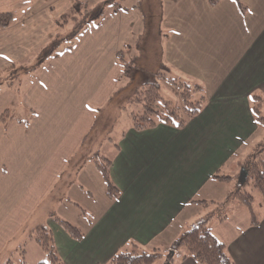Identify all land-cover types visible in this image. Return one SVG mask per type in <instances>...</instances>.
<instances>
[{"label": "crops", "instance_id": "obj_1", "mask_svg": "<svg viewBox=\"0 0 264 264\" xmlns=\"http://www.w3.org/2000/svg\"><path fill=\"white\" fill-rule=\"evenodd\" d=\"M72 1L32 0L14 24L32 32L41 28L32 36L36 42L46 33L49 39L59 29L57 17ZM240 1L244 12L234 0L215 5L166 1L163 66L175 71L176 79L200 83L206 102L182 126L161 122L135 129L129 123L111 140L112 149L102 155L111 159L109 177L119 193L109 198L101 187L103 205L85 226L83 199L93 197L88 182L99 185L94 156L101 151L84 156L81 149L95 129L97 113L117 89L118 53L126 59L139 13L127 5L107 12L99 23L72 36L71 49L49 56L24 90H0V115L16 97L22 114L0 122V263L14 244L25 246V263L44 259L45 252L33 239L35 244L27 243L23 232L45 223L64 264H102L132 243L161 251L160 264H200L185 249L172 251L171 246L201 216L200 200H225L231 184L213 174H235L241 157L264 136L251 110V97L257 94L264 113V0ZM16 38L10 45L18 43ZM105 138L109 142L110 136ZM84 171L86 178L80 177ZM217 182L227 184L220 188ZM66 190L74 199H55ZM229 205L224 219H211V231L236 264H264L263 206L258 222L251 224L248 209L236 201ZM53 213L84 228L82 237H72Z\"/></svg>", "mask_w": 264, "mask_h": 264}, {"label": "trees", "instance_id": "obj_2", "mask_svg": "<svg viewBox=\"0 0 264 264\" xmlns=\"http://www.w3.org/2000/svg\"><path fill=\"white\" fill-rule=\"evenodd\" d=\"M218 1L219 0H208V3L210 5H215ZM234 1L242 12L246 10L245 4L240 0ZM113 3L115 4L112 8L113 11L121 7L118 2L113 1ZM133 7L141 10V2L137 1L133 4ZM106 13L107 12H104L103 6L100 3L90 5L85 0H73L66 12L62 13L56 21L58 25L72 21L74 35L84 31L85 23L89 20L94 21V24L95 22L99 23ZM12 20L13 14L10 11L0 12V25L5 26ZM57 39V36L54 35L44 46V48L47 47L45 49L47 57L56 46ZM71 46L72 43L64 46V48L71 49ZM118 55L122 61L120 78L123 72L125 73L127 68L131 66V62H125L122 51H120ZM9 68L11 67L9 66ZM160 74L163 80L173 85L172 87L178 96V100L171 101L163 98L159 92L158 83L148 82L137 86L127 97L128 101L135 106V108L131 110V126L135 129L152 127L161 122L182 126L187 118L198 114L206 102L203 87L195 79L189 78L179 80L167 76L166 72ZM251 98V110L255 120L259 125L264 127V116L260 111V101L263 98L257 94L252 95ZM8 116H10L9 110L5 109L0 115V122H4ZM94 159L95 165L105 182V193L109 198H115L119 190L109 177L111 159L103 155L94 156ZM237 165L239 166V171L235 174H224L220 172V170H217L213 174L215 179L231 184V188L225 200L222 202L200 200L205 212L175 240L171 246L172 251L183 248L186 253L190 254L200 264H236L228 255L224 242L213 234L207 225V221L214 215H216L219 220L224 219L226 213L222 209H224L229 202L236 201L247 207L250 214L249 223L253 224L258 222L259 217L255 214L253 208L254 194L252 190L256 189L259 192L264 210V136ZM208 203H213L212 209L207 208ZM81 211L83 212L84 209L81 208ZM51 215L72 237L76 239L82 237L83 231L75 224L59 217L57 214L53 213ZM33 231H38L35 237L32 234ZM29 236L41 247L46 257L33 264H64L57 253L51 228L45 223L33 227L30 230ZM23 251L24 249L21 250V252ZM161 255L162 253L158 249L145 250L137 244L132 243L130 246L115 252L102 264H153ZM0 264H12V262L8 257ZM19 264L27 263H25L23 257H21Z\"/></svg>", "mask_w": 264, "mask_h": 264}, {"label": "rangeland", "instance_id": "obj_3", "mask_svg": "<svg viewBox=\"0 0 264 264\" xmlns=\"http://www.w3.org/2000/svg\"><path fill=\"white\" fill-rule=\"evenodd\" d=\"M85 1L90 5L100 3L103 6L104 12H109L112 10L115 5L113 1L118 2L120 6L127 5L128 7H133V4H135L137 1L141 2V10L139 8H135L139 13L140 19L135 25L133 40L130 43L131 45L126 48L124 53L126 58L125 62H131V66L127 68V71L125 73L123 72V74L120 76L116 91L109 98L107 103L102 107L101 111L97 113V122L95 123V129H93V133H91L90 137L86 140L81 149V152L84 156H87L88 154L92 156L97 153V151H99L98 148L101 151L100 155L106 152V148L112 149L111 140H117L121 132L129 123H131V110L134 109L135 106L133 103L128 101L127 97L137 86L148 82L158 83V89L163 98L169 99L171 101H177L178 96L173 90V85L169 84L166 80H163L160 77V73L166 72L167 76H170L172 78H176L178 75L173 70L166 71L163 66L164 60L161 54V49L167 31V28H165L162 23V16L165 13V8H168L169 6L166 5L167 0ZM31 2L32 0H0V12L10 11L13 14L12 21L7 23L5 26L0 25V90L9 88L12 89V92H15V94H18L20 91L24 90L27 84L33 78L35 79L36 74H38V72L40 71V66L45 63L49 56L63 50L64 46L70 45L75 38L72 37L74 33L72 21L64 22L59 25V29H57L55 34L51 36H57L58 39L56 42V46L51 50V54L47 57V52L45 50L47 47L44 48V46L48 43V40L51 37L49 39H46L48 35L46 33V35L41 38L43 40L36 42L32 38H36V36L42 32L41 28L36 29L32 32L27 30L25 25H21L23 27L21 28L19 25L14 24V20L19 16H23L24 10L31 4ZM64 12L66 11L63 10L61 13ZM23 20L27 24L26 16L23 17ZM88 25H94V21H87L85 23V27ZM15 38L18 43L10 45V43L14 42ZM21 46H23L24 48L21 50V52L20 50H18V54L16 56L17 49ZM3 53L7 54L9 57L4 55ZM9 66L11 68H9ZM8 110L10 117L12 116L18 118L20 116V118H22V114L19 113L20 110L17 102V97L14 99V102L11 104ZM96 127L97 132L95 133ZM106 136H110L109 142L108 139L105 138ZM77 154L78 155H75V157H73L71 163L77 160L80 152H77ZM246 154L241 157V160L245 157ZM68 167H70V163ZM238 171L239 167L237 168L236 172ZM74 176L75 175L73 174V177ZM81 176L86 178V171H84L80 175V177ZM65 177H67V175ZM88 183L92 186L93 197L83 199V202L87 205V209L82 226H85L86 220H88V218L90 220V218L93 217L94 214H92V212L94 211V209H98L97 214H99V208H101V205H103L102 199L105 198L104 190H102L101 188H105V182L104 180H102V177L100 178L98 187L97 182L94 183V180ZM217 184V186L223 188V186H226L227 183L225 184L224 182H217ZM252 193L254 194L253 208L255 214L258 215L260 213L259 211L262 210L261 197L256 189L252 190ZM75 196L76 195L73 192L69 194L68 190H66L65 193L62 192L57 194L55 196V199L62 198L63 202H65V199L67 197L74 199ZM197 196H199V194ZM234 204L237 205V203ZM200 206L202 210L201 213L199 212V214L201 215L205 212V209L202 207V205ZM241 206L247 209L245 205L241 204ZM207 208L212 209L213 203H208ZM222 210L227 215V213L231 211V205L224 207V209ZM213 218L218 219L216 215L211 217L207 221L208 226L212 225L211 219ZM88 225L89 224H87V226ZM191 225L192 223L188 225V228ZM81 229L84 230V228ZM29 233V229L23 232L24 240L27 241V243L33 242V244H35L34 241L29 240L32 239L29 236ZM37 233L38 231L32 232L34 237L37 235ZM24 247L25 246L22 245V247L20 246L19 248L14 244L13 246L10 245V247L7 249L6 254L11 259L12 264H19V260L21 259V250L24 249ZM29 247L31 248V246ZM30 254H28L29 257ZM160 261L161 259L158 258L153 264H160Z\"/></svg>", "mask_w": 264, "mask_h": 264}]
</instances>
